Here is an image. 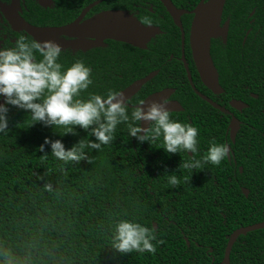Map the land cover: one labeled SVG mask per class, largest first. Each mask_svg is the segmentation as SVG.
<instances>
[{
    "label": "trees",
    "instance_id": "obj_1",
    "mask_svg": "<svg viewBox=\"0 0 264 264\" xmlns=\"http://www.w3.org/2000/svg\"><path fill=\"white\" fill-rule=\"evenodd\" d=\"M199 1L184 0L183 5L191 8L188 5ZM233 3L239 16L231 18L232 24L238 28L237 21L252 19L254 23L248 27L264 38V0H228L226 15ZM253 9L256 12L251 17ZM174 27L175 31L168 29L166 38L159 37L152 48L179 50L182 32ZM216 46L213 40L212 54ZM137 51L138 73L132 78L130 72L116 76L101 73L97 53L90 63L87 59L93 84L81 98L86 100L92 94L106 97L110 90L120 92L155 70L153 62L141 60L146 50ZM77 60L84 62L83 57L61 59L63 70ZM157 88L146 83L144 94L133 97L131 104L139 103ZM182 92L185 110L171 113L172 118L194 126L197 95L188 83ZM5 106L9 109L8 129L0 132V264L9 260L12 264H220L236 229L264 222V146L258 143L257 152L249 154L244 173H233L232 184L226 180L219 184L205 180L201 184L194 170L180 169L181 163L193 156L167 153L160 149L162 140L154 145L140 143L129 135L126 123L117 126L115 140L102 150L85 148L91 163L86 159L65 164L51 155L50 145H45L48 158L41 159L45 153L38 149L46 138L61 140L66 150L81 140L98 141L90 135L91 129L76 127V134L65 135L63 128L33 121L30 111ZM133 108L128 106L129 116ZM172 174L180 179L179 186L169 184L166 175ZM48 183L51 191L45 187ZM242 188L249 190V196ZM122 220L139 222L156 231L154 255L114 250L115 226ZM160 240L164 243H158ZM230 258L231 264H264V229L240 236Z\"/></svg>",
    "mask_w": 264,
    "mask_h": 264
},
{
    "label": "flooded vegetation",
    "instance_id": "obj_2",
    "mask_svg": "<svg viewBox=\"0 0 264 264\" xmlns=\"http://www.w3.org/2000/svg\"><path fill=\"white\" fill-rule=\"evenodd\" d=\"M171 1L178 9L189 12L181 16L185 40L184 44L182 40L180 49L175 52L152 48L157 45L159 37L166 38L168 29L175 31L174 25L182 32L161 0H0V50L5 47H14L21 36H24L28 41L52 40L63 48L59 63H64L61 61L64 58L74 60L83 57L87 66V59L90 63L89 59L97 53L100 58L101 73L116 76L119 73L130 72L132 78L138 73V47L114 39L99 41L89 36H79L75 34V31L72 34H46L36 38L23 25L56 29L75 23L83 25L103 13L123 11L143 25L159 29L160 33L152 36L146 44L144 50L147 55L141 57V60L153 62L156 67L144 77L152 72H157L147 83L151 82L152 87L159 88L147 93L142 101L157 92L173 90L165 99L169 103H179L182 110L171 113L183 112L185 108L182 91L183 88L186 89L188 83L197 95L192 115L194 127L199 129V148L195 158L202 160L212 141L225 144L230 148V155L222 161L220 166L208 163L201 169L194 170L197 180L201 184H204L205 180L214 184L226 180L232 184L233 173L239 171L243 174L247 169L246 163L250 152H257L256 143L261 147L264 146L263 34L258 31L254 32L252 28L248 27L254 23L252 19L249 22L246 20L237 21L239 22L238 28L235 23L232 24L231 18L239 16V12L234 7L235 3L229 7L228 15L224 8L221 27L224 28L227 25V36L225 38L221 35L213 39L217 42L214 54H212L211 44V56L219 74L221 89L212 90L201 79L190 45L191 26L194 20V14L191 12L202 0L196 5H188L191 8H186V4L183 5L184 0ZM255 12L256 9H253L249 16L253 17ZM186 16H189L188 19ZM145 19L150 20L151 24H145L143 22ZM234 21L236 22V20ZM185 28L187 30V49ZM150 46L151 48H149ZM36 57L42 58L39 53L36 54ZM155 78H157L156 81L152 83ZM137 80L139 79L134 80L133 83ZM140 92L144 94L145 91L142 92L141 88L136 95ZM133 97L128 100V106H139V103L131 104L130 101ZM187 117L189 120L191 119L190 115ZM188 154L194 155L193 153ZM154 156L157 157V155ZM240 183L245 184L244 181ZM187 244L190 245L189 242Z\"/></svg>",
    "mask_w": 264,
    "mask_h": 264
},
{
    "label": "clouds",
    "instance_id": "obj_3",
    "mask_svg": "<svg viewBox=\"0 0 264 264\" xmlns=\"http://www.w3.org/2000/svg\"><path fill=\"white\" fill-rule=\"evenodd\" d=\"M143 22L151 24L147 19ZM62 52V46L55 41H28L24 36L16 41L14 47L0 50V97L5 98L4 104H0V132L8 129L7 104L30 111L32 120L37 123L65 129V135L76 134V127L85 131L91 129L90 135L98 141L81 140L66 150L61 140L46 138L38 149L45 153L41 159L48 158L45 145H50L51 155L65 164L86 159L91 163L85 155V148L99 151L102 146L110 145L121 123L127 124L129 135L140 143L154 145L162 140L160 149L169 154L193 153L192 159L180 165V169L190 172L208 163L220 166L230 155L229 146L212 141L202 160L196 159L199 129L190 123L174 120L167 99L147 104L140 101V106L134 107L129 116L128 99L120 92L110 90L106 97L92 94L86 100L81 98V94L93 84L92 70L81 60L63 70L64 66L58 62ZM37 53L42 57L39 60ZM137 122L149 126L141 127V123L137 126ZM166 177L170 185H180L177 175ZM45 187L52 190L50 183ZM155 241L156 231L139 222L122 220L115 226L113 248L121 254L148 252L154 255L157 251ZM158 243L163 244L164 241ZM7 264H12V261Z\"/></svg>",
    "mask_w": 264,
    "mask_h": 264
},
{
    "label": "water",
    "instance_id": "obj_4",
    "mask_svg": "<svg viewBox=\"0 0 264 264\" xmlns=\"http://www.w3.org/2000/svg\"><path fill=\"white\" fill-rule=\"evenodd\" d=\"M161 1L164 3L177 25L182 29V40L184 44L185 32L181 23V16L189 12L178 9L171 0ZM226 2L227 0H202L191 12L194 14V20L191 26L190 45L194 61L204 84L215 91L220 90L221 87L219 83V74L211 56V44L213 39L221 35L225 38L227 36V25L224 28L221 27L222 15ZM23 26L36 38L45 36L46 34H72V32L75 31V34L79 36H89L99 41H101V39H114L141 49L146 48V44L151 40L152 36L160 33L159 29L147 27L136 18L123 11L103 13L83 25L75 23L56 29L38 28L28 24ZM156 74L157 72H152L148 76L135 81L120 93L129 100ZM172 91L173 90L167 89L157 92L150 95L144 102L147 104L154 100L160 101L167 98ZM4 101L5 98L2 97L0 104H4ZM234 106L237 107L236 104H234ZM168 108L170 112L182 110L181 105L177 102H170ZM148 126V124L141 122V127ZM243 192L246 196L249 195L248 189H243ZM154 226L157 228L156 224ZM262 229H264V222L236 229L229 238L223 261L220 264H231V252L240 236Z\"/></svg>",
    "mask_w": 264,
    "mask_h": 264
},
{
    "label": "bare ground",
    "instance_id": "obj_5",
    "mask_svg": "<svg viewBox=\"0 0 264 264\" xmlns=\"http://www.w3.org/2000/svg\"><path fill=\"white\" fill-rule=\"evenodd\" d=\"M157 229V228H156Z\"/></svg>",
    "mask_w": 264,
    "mask_h": 264
}]
</instances>
